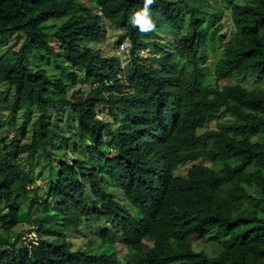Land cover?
<instances>
[{
	"label": "trees",
	"instance_id": "trees-1",
	"mask_svg": "<svg viewBox=\"0 0 264 264\" xmlns=\"http://www.w3.org/2000/svg\"><path fill=\"white\" fill-rule=\"evenodd\" d=\"M89 1L96 12L77 17L80 0H0V47L24 34L0 56V223L13 225L0 230V264H264V88L227 81H264V0H153L146 33L130 22L144 0ZM227 13L234 33L211 85L204 52L224 40ZM51 20L61 23L47 31ZM106 20L127 39V73L88 45ZM29 109L38 116L18 124ZM215 118L225 119L201 133ZM47 162L41 195L30 186ZM31 232L37 245L21 241ZM190 235L212 248L195 250Z\"/></svg>",
	"mask_w": 264,
	"mask_h": 264
},
{
	"label": "rangeland",
	"instance_id": "rangeland-1",
	"mask_svg": "<svg viewBox=\"0 0 264 264\" xmlns=\"http://www.w3.org/2000/svg\"><path fill=\"white\" fill-rule=\"evenodd\" d=\"M236 2L239 3H245V2H249V0H235ZM79 4L83 7V12L80 11H75V14L77 15V17H85L88 15H91L93 12H96V10H94L92 8V4L90 3L89 0H80ZM61 23L60 21H56V20H51L49 21L46 25L45 28L47 31H52L55 28H57ZM105 31L104 34L102 36V38L99 41H89L88 45L91 46L94 49H101L104 55H110V54H116L120 57L121 59V64H122V68L124 73L128 72V68L130 65V57L128 55L127 52V48L128 43H127V39L126 38H120L119 35H121L122 30L121 28L117 25V22H112L110 20H106L105 22H103ZM208 27V26H207ZM234 33V26L231 23L230 20V14L227 13L225 15V18L223 20V24L220 26L219 30H218V34L224 35V40H220L216 37H214L213 40H210L209 44H208V48H209V53H205L204 52V56L206 57V64L204 67L205 68V74H206V83L211 84V85H215L216 81H215V77H214V69H215V62L217 60V58L220 56L221 54V50L223 47V41L225 40H229L232 36V34ZM6 40V44H4L2 47H0V56L2 54H4L8 49L10 48H14L17 49L19 48L20 44L23 42L24 40V34L22 33H13L8 35V37L5 38ZM125 44L124 46L122 44ZM164 45H166V43H164ZM212 49V50H211ZM123 50L125 51L123 53ZM143 53H147V50L144 49ZM30 63L33 65L34 68H37L40 65H43L40 61L39 58H35V57H30L29 58ZM45 66V65H43ZM46 68L51 69L49 65H46ZM229 84H235V83H240L243 86L249 87V88H255V89H262L264 88V81H260L258 80L256 77H248V76H233L230 77L228 80ZM1 88H3V85L0 86ZM33 110V109H32ZM31 109H29L28 111H19L17 116H18V124L23 123L24 121H28L31 119L32 116L37 117L38 116V112L34 111V113L32 112ZM8 112L7 111H0V117H7ZM101 117H106L105 115H101ZM225 118H215L214 120L210 121L207 126L205 128L200 129V132H204L207 129H211V128H215L216 124L219 121H223ZM66 127L68 129H70L72 132L76 133V121L73 117L70 118H65V123ZM78 134V132H77ZM64 142H60L59 144H56V148H55V154H56V158L53 161V165L56 168L57 166L60 165V162L66 159H63V151H66V148L63 144ZM76 143H78V147L81 149L80 155H86V151H85V146L87 143H89L88 139H83V138H79L77 139ZM68 152L71 153V155H75L73 153L72 147L68 148ZM76 153V152H75ZM115 151H111L110 155H114ZM62 158V159H60ZM87 159L89 162L93 163V161L95 162V166L96 167H103V163L100 162L98 160V158L95 157H91V156H87ZM50 168L51 165L47 162V164H44L43 167H38L36 169V172L34 174V181L35 183L33 184V187L30 186V188L34 189L35 191H37L39 194L42 195V192H44L46 190V185L48 183V174L50 172ZM56 173V169L55 171H53V174ZM185 173V172H183ZM13 224H15L13 222ZM3 224L0 223V230H5L4 228L11 229L13 228V225L11 224H7L5 226H2ZM16 227L14 229H12L10 232L11 233H20V232H25L29 229L30 226V222L29 220L25 221L23 224H19V225H15ZM95 226V225H94ZM6 231V230H5ZM9 231V230H8ZM18 231V232H16ZM93 231V228H88L86 230L83 231L82 234H77L73 237H71L74 246L75 247H80L81 245H85L86 243V238L83 236L84 234H90ZM186 243L194 248L195 250H201L204 249L206 247L212 248V244L211 243H205L204 241H202L200 238L194 236V235H190L187 240ZM95 246H97V243L92 247L95 248ZM127 249L124 250V252H126Z\"/></svg>",
	"mask_w": 264,
	"mask_h": 264
},
{
	"label": "clouds",
	"instance_id": "clouds-1",
	"mask_svg": "<svg viewBox=\"0 0 264 264\" xmlns=\"http://www.w3.org/2000/svg\"><path fill=\"white\" fill-rule=\"evenodd\" d=\"M152 4H153V0H144L143 9L139 12H136L131 17V21H130L131 24L134 27H138L141 32L146 33V32L152 31L155 28V25L151 19V15L149 11V6ZM37 244H33V245H37Z\"/></svg>",
	"mask_w": 264,
	"mask_h": 264
},
{
	"label": "built area",
	"instance_id": "built-area-1",
	"mask_svg": "<svg viewBox=\"0 0 264 264\" xmlns=\"http://www.w3.org/2000/svg\"><path fill=\"white\" fill-rule=\"evenodd\" d=\"M141 53H143V52H141ZM21 241L25 242V244H29L30 242L33 244H37L38 236L35 232L23 234L21 237Z\"/></svg>",
	"mask_w": 264,
	"mask_h": 264
},
{
	"label": "bare ground",
	"instance_id": "bare-ground-1",
	"mask_svg": "<svg viewBox=\"0 0 264 264\" xmlns=\"http://www.w3.org/2000/svg\"><path fill=\"white\" fill-rule=\"evenodd\" d=\"M123 46L125 45V44H122Z\"/></svg>",
	"mask_w": 264,
	"mask_h": 264
}]
</instances>
